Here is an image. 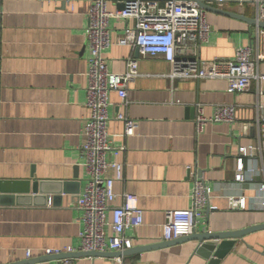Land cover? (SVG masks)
<instances>
[{
  "label": "crops",
  "instance_id": "1",
  "mask_svg": "<svg viewBox=\"0 0 264 264\" xmlns=\"http://www.w3.org/2000/svg\"><path fill=\"white\" fill-rule=\"evenodd\" d=\"M90 4L0 0V181L14 182L5 189L17 191L0 193V264L45 257V248L80 245L83 221L76 205L87 178L80 146L89 116ZM206 5L213 10H205L211 31L200 47L201 60L230 59L238 47L256 43L258 29L263 28L256 22L264 19L257 20L253 2ZM108 8L118 11L120 5L109 1ZM132 24L110 19L112 41ZM103 55L113 72H124L127 59L133 57L142 73L128 84L127 102L111 91L107 107L112 144L107 159L122 164L121 178L114 182V204H121L123 193H132L143 216L140 226L124 231L130 248L162 242L166 211L192 205L188 166L202 174L210 189L207 209L191 233L263 224L258 188L264 184V173H247L244 182L234 175L239 145L255 146L249 163L243 158L245 168L264 166V82L252 80L249 89L228 93L222 78L172 79L161 56L141 57L129 45L113 44ZM257 69L264 73V61ZM218 104L235 105V121L208 123L197 132V106L210 116ZM119 114L137 121L131 135H125ZM107 176H114L111 168ZM230 197H243L245 208H229ZM106 220L105 230L111 234L110 213ZM197 245L186 240L120 256L130 264H207L196 254ZM26 251L31 257L26 258ZM115 257L77 251L72 258L75 264H118ZM60 258L32 264H59ZM219 264H264V229L237 239Z\"/></svg>",
  "mask_w": 264,
  "mask_h": 264
},
{
  "label": "built area",
  "instance_id": "2",
  "mask_svg": "<svg viewBox=\"0 0 264 264\" xmlns=\"http://www.w3.org/2000/svg\"><path fill=\"white\" fill-rule=\"evenodd\" d=\"M72 6L77 0H61ZM86 106L89 116L84 127L85 140L80 146L87 174L84 189L77 200V208L82 213L83 229L80 232L78 248L59 247L45 248L44 256H57L74 252H104L108 250L123 252L131 247V240L124 231L136 228L143 223L142 210L137 205V197L132 193H123L122 202L115 205L117 193L114 182L122 174V164L107 159L112 150L109 139L107 107L109 94L115 91L122 102L128 99V84L142 76L138 70L136 58L126 61L124 72L111 71L103 55L113 44L129 45L135 48L141 57L161 56L168 64L167 76L172 79L183 78L200 80L204 78H222L227 82L228 93H237L249 89L252 80L264 82V73L257 69L264 61V28L258 29L257 41L240 46L230 59H200V47L207 41L211 26L206 19V11L200 2L224 3L236 2L240 5L253 2L256 6L257 20L264 19V0H88ZM114 1L120 8L111 11L108 2ZM112 18L130 20L132 25H125L121 36L112 41L109 21ZM236 106L218 104L212 115H204L203 109L197 106L194 118L195 130L199 132L208 123H233L236 117ZM124 122L125 135H131L137 121L119 114ZM264 127V123L262 124ZM253 144L239 145L234 179L244 182L247 173H264V166L248 164L245 168L243 158L249 156ZM111 168L114 176H107ZM193 180L192 205L186 209L166 211V221L162 227L161 240L171 241L189 235L196 226L197 217L201 216L208 206L209 186L202 174L190 166L187 167ZM261 205L264 206V184L258 188ZM229 208L244 209L243 197H230ZM110 213L111 234H107L106 215ZM31 257L26 251V258ZM118 264L124 262L122 256L115 257ZM59 264H75L72 257H61Z\"/></svg>",
  "mask_w": 264,
  "mask_h": 264
},
{
  "label": "water",
  "instance_id": "3",
  "mask_svg": "<svg viewBox=\"0 0 264 264\" xmlns=\"http://www.w3.org/2000/svg\"><path fill=\"white\" fill-rule=\"evenodd\" d=\"M200 6L205 10H213L212 7H209L204 2H200ZM256 23L257 25L264 28V21L263 22L257 21ZM9 183H14V182H6L4 180L0 181V193H9V194L17 193V191H13V190L9 191L5 189L6 188L5 185ZM36 190H37V184L33 183L32 192H36ZM24 192L27 193V191H24ZM259 229H264V223L249 226L247 228L237 230V231L212 232V231L203 230L198 233L193 232L187 236H183L175 240L162 241V242L155 243V244L137 246L134 248L126 249V251H123V252H119V251H116V252H81V254H84L87 256H103V255H109V254L120 256L121 254H124L125 252L134 251V253H140V252L151 250V249H156L160 247H165V246L181 243L186 240H194L198 244L196 247V254H198L203 259H205L207 264H219L220 261L227 255V253L231 251L237 239H240L242 236H244L247 233H250V232H253ZM74 254L75 252L70 253V254L57 255V256H45V257H40V258L27 259L25 261L13 263V264H32L38 261H46V260H50L52 258H57V257H74Z\"/></svg>",
  "mask_w": 264,
  "mask_h": 264
}]
</instances>
